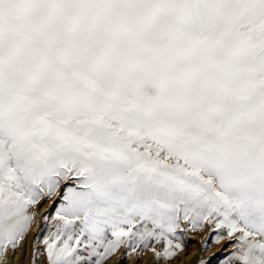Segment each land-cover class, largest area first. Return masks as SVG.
I'll use <instances>...</instances> for the list:
<instances>
[{
	"label": "snow or ice",
	"instance_id": "snow-or-ice-1",
	"mask_svg": "<svg viewBox=\"0 0 264 264\" xmlns=\"http://www.w3.org/2000/svg\"><path fill=\"white\" fill-rule=\"evenodd\" d=\"M58 203L47 264H264V0H0V264Z\"/></svg>",
	"mask_w": 264,
	"mask_h": 264
},
{
	"label": "rangeland",
	"instance_id": "rangeland-1",
	"mask_svg": "<svg viewBox=\"0 0 264 264\" xmlns=\"http://www.w3.org/2000/svg\"><path fill=\"white\" fill-rule=\"evenodd\" d=\"M51 201H49V204ZM59 207V203L53 207L49 213V219L47 223L42 221H37L32 225L29 236L33 237L39 233L38 240L39 242L34 245L35 248L41 249V251L37 252L38 255H33V243L31 244L30 254H29V262L28 264H40L41 258H43L44 252L43 249V239L47 238L48 235L55 230L54 224V216L56 208ZM49 211L48 205H45L41 212ZM177 234L180 237L179 242L183 245V251L180 252L174 261L180 262L179 258L182 255H189V251L191 250L193 245H196L198 248L195 251L194 255H196L195 259L192 263L188 264H200L203 260L205 264H226V260L228 259L230 253L233 251V245H229L227 241H222L221 244H215L213 242L214 237L216 235L215 230L211 225L205 224L202 230H198L196 232L192 231H184L180 232L177 230ZM43 238V239H42ZM207 240V246L205 250V245L202 243ZM226 245V246H225ZM40 255V256H39ZM46 259V258H45ZM44 264H47V261H44ZM156 264L155 258L148 252H142L139 255L136 254H126L125 249L121 247V249L116 252L109 260L107 264ZM162 261L160 262V264ZM13 264V263H10Z\"/></svg>",
	"mask_w": 264,
	"mask_h": 264
},
{
	"label": "bare ground",
	"instance_id": "bare-ground-1",
	"mask_svg": "<svg viewBox=\"0 0 264 264\" xmlns=\"http://www.w3.org/2000/svg\"><path fill=\"white\" fill-rule=\"evenodd\" d=\"M31 244H32V237L30 235V236H28V239L23 243V252L22 253L21 252H17L14 256L10 254L9 255V262L13 263V264H28ZM196 250H197V253H198L197 246L193 245L191 250L189 251V255H182L179 258L180 262H176V261L173 260L172 264H188V263H192L193 260L196 258L195 257L196 255H194ZM35 255L37 257L38 253H36ZM44 255L45 256L43 258H41V260H40V264H44L45 263L44 261L46 260L45 259L46 258V254L44 253ZM141 264H143V263H141ZM161 264H163V261H162Z\"/></svg>",
	"mask_w": 264,
	"mask_h": 264
}]
</instances>
